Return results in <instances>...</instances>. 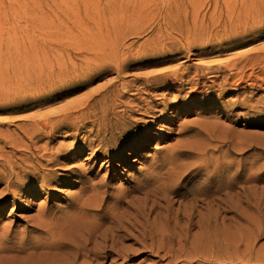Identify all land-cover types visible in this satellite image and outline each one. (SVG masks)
Listing matches in <instances>:
<instances>
[{"label":"rangeland","instance_id":"374dc122","mask_svg":"<svg viewBox=\"0 0 264 264\" xmlns=\"http://www.w3.org/2000/svg\"><path fill=\"white\" fill-rule=\"evenodd\" d=\"M214 2L215 0H0V58L3 56L2 58L6 59L2 63L4 66L0 67L2 68L0 69V91H2L0 97L4 98L15 93L24 94L21 86L8 83L14 78L12 75L14 71L10 70L12 69L9 63L11 57L7 55L17 40L20 41L19 43L27 45L29 53L38 54L39 50L36 48L45 44H72L74 41L70 35L71 31L79 33L85 28V31L90 32L94 26H97L96 23L103 24L106 29H112L114 32H111L114 35L126 37L123 40L125 56L127 50L143 53L138 57L139 59L134 58L127 67V71L125 70L124 76L127 80L133 79L138 74L160 70L166 66L177 68L219 62L233 54L264 46V38H253L252 35H248L253 26H258V23L251 19L239 28V32L242 34L239 41H249L250 43H243L238 47L239 44L234 45L229 41L222 43L221 41L227 38L226 21H224L227 13L225 10L221 12L219 7L215 8ZM219 17L221 19L216 21L219 25L213 26L212 22ZM79 27L80 29H78ZM225 47L228 49L217 51ZM188 48L190 50H187ZM73 52L75 55V50ZM90 57L91 55L83 60H77V69L71 74H68L67 70L63 72L56 70L54 74L47 75L45 71L50 70V66H47L45 71L41 66H35L31 87L42 85L40 91L50 90L55 86L60 89L52 92L49 97L52 98V101L47 105L32 108L29 111L31 113H34L35 110L41 113L56 111L69 102L79 99L84 93L90 92L99 84L115 77V73L102 79L93 80L95 77H91L93 82L83 89H80L79 86L66 87L69 83L87 79V73L99 63L93 62ZM250 71L247 68L246 74L243 76L249 83L251 82L249 80ZM256 71L260 74L259 70ZM7 76L9 79L6 78ZM251 78L255 83H261L259 79ZM209 79L213 80V78ZM5 82L7 84L4 86ZM202 90L204 93L201 96L191 95L187 86L173 112L155 119L153 123L144 124L142 131L133 137V140L139 145L136 146L135 143H131L132 139H129L122 147L121 152H113L109 149L108 151H98L96 147L88 148L89 138L86 145H75L76 148L73 152L77 154L74 162L70 161L58 171L59 179L63 180L60 185L50 184L41 191V187L38 186L36 188L38 192L32 196L27 195V189L20 199L14 200L11 196L6 201L7 205L0 203V264H73L74 258L68 252L75 243L82 239L81 235L84 237V234L87 235L89 232H95L96 229L104 228L100 220L93 217V213L90 215V213L81 212L82 209L72 214L66 212L67 205L80 193L85 180V185H88L89 181L97 184L90 193L95 196L91 195L95 199L92 205L94 206L95 203V208L105 201L98 190V187L103 185L102 189H108L109 208L116 207L117 201L124 197L126 206L128 202H134L131 205L128 204L130 218H136L141 224L146 223L155 227L166 224L167 220H170L169 215L177 211L187 193L192 190L206 189V186H201L203 183L198 184L195 181H198L199 177L203 181L207 176L199 175L192 180V173H185L183 183L186 187L179 188L178 192L174 193L171 183H175V178H178L176 174L182 172V166L185 167V164H181L180 160V171L177 170V166L172 171L170 167L176 164L159 166L158 162L159 156L164 151L163 148L173 144L175 138L179 136L178 125L181 122L194 120L202 121V125L207 126L208 132L191 138L192 144L197 145H192L190 141L188 143L195 149L197 148L196 151L207 148L214 151V161L211 162V165L215 166L210 165L207 172L218 171L220 173L222 171L229 177L228 179L234 183L233 187L223 186L220 195L226 197L225 201L237 200L239 208L236 213L224 212L226 216L224 230L220 229L219 235H213L214 231L208 223L210 212L208 213V209L201 207V202L197 203L199 206L198 211H195V220L203 218L199 220L202 221L199 223H207L209 228L207 234L210 235L207 240L209 242H198V240L197 244L204 245L207 254L209 251L211 254L216 253L215 251H222L224 260L218 261L220 264H264V92L257 90L252 85H243L240 88L241 100L252 96L251 108L250 111H247L246 107L242 108L239 105L234 110H231L230 107L224 109L218 105L221 101L232 99V92L235 91H226L228 89L220 91L217 86L212 89L203 87ZM29 111L23 112L28 113ZM66 129H61L58 132L57 141L64 140L63 135L67 133H65ZM65 140L71 142L74 139L66 137ZM184 161H193V159L186 158L182 162ZM75 165H79V167H74ZM168 167L169 169H167ZM69 168L79 171L81 175L71 173ZM176 170L177 173H175ZM166 171L171 173V176ZM166 175L169 180H172L171 183L168 182V185H171L168 190V187L165 188L167 186ZM88 179L90 180L88 181ZM157 181L159 182L157 183ZM160 183L161 185H159ZM2 187L3 185L0 184V189ZM225 188L229 189L228 192L240 190L241 196L239 197L243 199H232V195H227ZM146 191L149 192V195ZM152 191H157L164 196V199L159 198L154 206H152L154 202L151 200L153 196L151 197L150 194L153 193ZM253 197L254 199H252ZM2 200L0 197V202ZM135 208L142 209L144 214H137L133 210ZM199 212L201 215L198 214ZM77 213L78 215H75ZM52 215H54L53 218H51ZM77 218H80V221L83 219L82 222L78 220L81 224L84 222L89 224L87 223V226L82 224V229L78 227L81 224H77ZM148 221L152 223L150 224ZM69 224L74 225L75 228L68 229ZM90 226L95 228L91 229ZM137 228V231L133 232L138 238V243L132 239L119 245L126 247L130 256L118 258L114 254L106 260L103 259L93 264H169L170 258L164 257L160 260L156 252L141 246L139 240L143 237L142 228L139 225ZM75 230L77 231L75 232ZM71 232L75 233H73V237L68 236L72 235ZM58 250L59 252H57ZM68 256H71L72 260ZM201 260H197L196 263H215L214 260L204 263ZM7 261L12 262L7 263ZM171 264H190V262L178 260Z\"/></svg>","mask_w":264,"mask_h":264},{"label":"bare ground","instance_id":"6f19581e","mask_svg":"<svg viewBox=\"0 0 264 264\" xmlns=\"http://www.w3.org/2000/svg\"><path fill=\"white\" fill-rule=\"evenodd\" d=\"M214 5L215 8L219 7L221 12L225 10L227 13V17L224 19L226 21L225 31L227 32V38L221 41L222 43L229 41L230 43H234V45L239 44L237 47L243 45V43H250L249 41H239L242 36L239 28L243 23L248 22L249 19L258 23V26H253L248 35H252L253 38H264V0H215ZM219 19L221 17L214 20L212 25H216V21H219ZM96 24L97 26H94L90 32L88 30L85 31V28L83 29L81 24L80 27L83 29L80 30L81 32L71 31L70 35H72L74 44H45L42 47H37L36 49L39 50V53L35 54L34 52L29 53L27 45L19 43L20 41L17 40L12 45L14 47L9 49V55L7 56L11 57L9 63L12 69L10 70L14 71V74H12L13 72L11 73L14 75V78L10 82L8 81V83L21 86L24 94L19 95L15 93L4 98L0 97V184L3 185L0 189V197L3 200L0 203H3L2 205H7L6 201L11 196H13L14 200L20 199L27 189V195L32 196L38 192V189H36L38 186L41 187V191L45 190L50 184L60 185L63 180L59 179L60 174L58 171L70 161L74 162L77 154L73 152L76 148L75 145H86V141L89 138L88 148L94 149L96 147L98 151H108L109 149L113 152H121L123 150L122 147L129 139H132L131 143H135L136 146L139 145L133 140V137L142 131L144 124L153 123L155 119L173 112L175 105L182 98L181 94L187 86L191 95L200 96L204 93L203 87L212 89V87L217 86L220 91L225 89H228L226 91H235L232 92V99L221 101L218 104L219 106L221 105V108L227 109V107H230L231 110L236 109L239 105L242 108L246 107L247 111H250L252 96L240 99L239 90L243 85H252L257 90L264 92V46L233 54L226 60L219 62L214 61L186 67L179 66L177 68L166 66L163 69L142 73L141 75L135 74L136 76L133 79L127 80L124 76L125 70L127 71V67L134 58L142 56L143 53L141 51L131 52L127 50L125 56L123 40L126 37L122 36V38L119 35H114L111 32L113 31L112 29H106L101 23ZM11 42L9 43L11 44ZM227 49L228 47H225L217 51L221 52ZM73 50L76 52L75 55ZM178 50L180 49L178 48ZM187 50H190V48ZM89 55H91L90 59L93 62L99 63L87 73V79L69 83L66 87L79 86L80 89H83L88 87L93 80L105 78L112 73H115V77H111L112 79L108 78L109 80H106L105 83L99 84L90 92L84 93L79 99L69 102L56 111L42 113L36 112V110L35 112L32 110L34 113L29 111L32 108L47 105V103L52 101V98H49L52 92L60 89L55 86L53 89L40 91L42 85H37L34 88L31 87L35 66H41L44 71L47 66H50V70L45 71L47 75L54 74L56 70L62 72L67 70L69 71L68 74H71L77 69V60L88 58ZM2 57L0 58V67L4 66H2V63L6 60ZM247 68L251 70L250 83L243 77L246 74ZM256 70H259L260 74ZM91 77L95 78L92 80L90 79ZM251 77L259 79L261 83H255ZM209 78H213V80ZM3 84L5 86L7 83ZM26 110L29 112L24 113L23 111ZM65 128H67L65 131L67 133L63 135L65 137L63 138L64 140L57 141L58 132ZM178 131L179 136L175 138L173 144L163 148L164 151L162 150L163 153L159 156L158 162L159 166L176 164L170 167L171 170L176 169L177 166V170L180 171L181 165L179 161L181 160V164H185V167L182 166V169L185 168V170L181 169L182 172L179 174L177 170L176 172L174 171L177 173L176 176H178L177 179L175 178V183L171 179L169 180V177L166 175L169 181L166 180L167 186L165 188L168 187V190L172 185L171 189L174 193H177L179 188L186 187L183 183L186 176L184 174L192 173V180L199 177V175L203 177L207 176L203 181L200 180V177L198 181H195L198 184L203 183L201 186H206V189L202 191L192 190L187 193L177 211L169 215L170 220L165 221L166 224L162 221L164 223L163 226H157L156 224L157 227H161L157 228L146 223L141 224L136 218H130V212L128 211V207L130 206L128 204L131 205L134 202L129 200L130 202L126 206L124 197L117 201L116 207L109 208L108 189H102L103 185L98 187V190L103 196L101 197L105 198V201L95 208V203L92 206L93 202H95V199L92 197L95 196L91 194V197L90 193H92V190L95 188L94 186L97 184L88 179L89 183L85 185L86 180L83 181L84 185L80 193L69 202L66 212L67 214H72L82 209L85 211L81 210V212L90 213V215L93 213L94 216H92L100 220L104 228L96 229L95 232H89L87 235L82 233L84 237L81 235L82 239L75 243L71 247L70 252H68L74 258L73 264L98 263L103 259L110 258L114 254L118 258L130 256L126 247H120L119 245L126 240L132 239H134L135 243H138V238L133 232L137 231V225L142 228L143 237L139 240L141 246L144 249L156 252L160 260L164 257L170 258L169 264L178 260H188L190 264H201L196 263L197 260L200 261L201 259L203 263L214 260V264H220L218 261L224 260L222 258L224 254H221L222 251H215L216 253L213 254L209 251L208 254L210 255H208L204 249V245L197 244L198 240V242H206L210 235L207 234L209 232L207 223H199L202 222L199 220L203 218L195 220V211L199 206L197 203L201 202V207L206 210L208 209V213L210 212L208 218L210 221L208 223L214 231L213 235H219L220 229H223L225 225L226 216L224 212L232 211L236 213L239 211L237 200L231 202L230 200L225 201L226 197L220 195V190L223 186L233 187L232 184L234 183L222 171L220 173L216 171V168V172H207L211 162L214 161V151L208 148L196 151L197 148L195 149L192 146L194 144L191 141L192 137L208 132L207 126L205 124L202 125V121L181 122L178 125ZM66 137L73 138L74 140L66 142ZM189 141L192 145L188 143ZM70 154H73V156H70ZM186 158H192L193 161L186 162V160L182 162ZM187 164L191 165L187 166ZM74 167H79V165H75ZM68 170L71 173L81 175L79 171L71 168ZM166 173L168 172L166 171ZM172 178L174 177L172 176ZM168 182H172L171 185H168ZM239 191L236 190L234 192L233 190L231 191L233 193L227 191V195H232V199H240L242 197H239L241 196V191ZM156 192L150 193L151 197L153 196L151 200L154 202L152 206L155 205V202L159 198L164 199L163 195L158 192L156 194ZM147 195H149V192H147ZM144 199L146 200L145 197ZM89 201L91 205L88 204ZM250 204L252 205V203ZM133 210L137 214H144L140 208ZM140 210L142 211L140 212ZM126 213L128 214L127 216ZM75 215H78V213ZM82 216L84 217V215ZM58 220L60 221V219ZM78 220L80 221V218H77V224H81L80 222L83 221V219L80 222ZM148 222L150 223V221ZM87 223L84 222L82 224L87 226ZM82 224L81 226L78 225V227L82 228ZM59 225L62 226L63 224ZM71 227L75 228L74 225H70L67 228ZM93 228L91 227V229ZM76 229L79 230L80 228ZM73 233L72 235H66L73 237ZM222 234L224 233L222 232ZM77 237L79 240V235ZM56 248L58 247L56 246ZM64 249L67 250V248ZM68 257L71 259V256Z\"/></svg>","mask_w":264,"mask_h":264}]
</instances>
